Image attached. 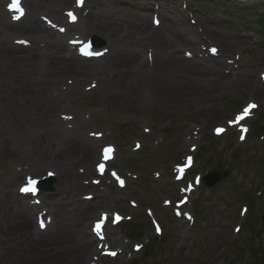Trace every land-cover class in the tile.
<instances>
[{
    "label": "rangeland",
    "instance_id": "rangeland-1",
    "mask_svg": "<svg viewBox=\"0 0 264 264\" xmlns=\"http://www.w3.org/2000/svg\"><path fill=\"white\" fill-rule=\"evenodd\" d=\"M76 1L69 4L74 6ZM98 1L90 0L86 11L97 14ZM42 2L43 7L50 8V0ZM184 2L188 4L185 11ZM241 2L245 6L239 5ZM241 2L102 0L103 10L122 19L112 20L121 24L118 34L122 42L114 46L100 40L107 47L124 49L128 59L117 69L109 70L104 95L84 92L74 106L87 115L101 110L89 129L103 133L105 144L117 150V159L110 167L120 173L127 186L119 189L106 175L100 190L95 192L98 213L123 218L118 228H109L108 232L114 233L118 241L116 248L124 253L104 262L92 257L94 263L262 264L263 261L264 264V136L261 133L264 134V3ZM145 3L147 7L183 11V28L193 36L192 43L184 37L182 43L163 48L157 47L158 42L150 36L136 34L132 19L137 15L148 16L149 26L154 27L153 16L157 13L151 8L152 12L145 11ZM195 17L196 25L192 24ZM160 20L163 23L160 35L169 37L170 31L181 35L177 20L165 23L161 17ZM98 21L108 22L105 18ZM199 42L203 48L220 50V58L208 57L206 64L218 63L222 75L217 76L218 80L198 79L201 91L184 92L181 97L179 89L185 87L187 91L192 83L188 66L199 70L204 67L195 64L202 63L204 57ZM154 48L159 53L154 71L150 67L138 70L139 58L143 59L148 51L154 52ZM187 53L193 55L189 61ZM112 61L109 57L96 65L108 67ZM49 86L39 88L23 79H11L0 71V196L13 187L5 186L14 173L13 166L16 163L28 166L37 156L33 152L36 136L50 121L44 115L54 93ZM172 87L174 92H169ZM21 88L23 93L19 97L25 101L15 111L12 97ZM120 93L125 100V111L114 105L115 95ZM18 118L21 122H17ZM186 158L193 159L194 167L183 184L176 181V172ZM214 170L229 175L211 194L194 187V180ZM52 187L54 191L48 195L59 197L66 193L56 180ZM191 188L195 193L184 204L183 193ZM44 200L49 207L58 203L56 197ZM242 207H247L246 214L241 212ZM4 212L1 201L0 219ZM92 221H87V227ZM254 222L260 225L253 226L252 231L249 227ZM153 223L162 227L161 236L155 232ZM8 250L0 242V264L8 262L4 257Z\"/></svg>",
    "mask_w": 264,
    "mask_h": 264
},
{
    "label": "bare ground",
    "instance_id": "bare-ground-1",
    "mask_svg": "<svg viewBox=\"0 0 264 264\" xmlns=\"http://www.w3.org/2000/svg\"><path fill=\"white\" fill-rule=\"evenodd\" d=\"M89 1L84 0L83 8L78 6V10H74L72 3L69 4L71 0H50L53 6H49L50 8L42 6L45 1L41 3V0H23L21 4L26 15L24 19L28 20L13 23L9 16L11 12L5 8L6 1L0 0V71L11 79H23L30 84L38 85L39 88H47L50 85L49 87L56 93V98L51 97L48 100L51 103L45 110L47 115L45 112L44 115L50 121L47 122L42 118L48 123L47 128L36 136L37 144L33 152L37 156L33 158L31 164H28L29 174L26 175L37 176L36 178L42 174L50 175L56 182L58 181V187L66 192L64 195L59 194V197L56 194H46V197L50 199L56 197L58 203L50 207L43 203L44 207L41 208L52 221L46 232H38V228L36 230L34 226V216L35 210L40 207H33V203L31 205L28 202L29 197L16 191L17 188L13 189L14 186L22 184L21 178L26 179L22 177L24 171L26 170L27 173L28 171L26 168L23 169L21 164L16 163L13 166L14 174L5 185L13 187L0 196V202L2 201L5 211L0 219V242L10 249L7 253L5 252L4 257L8 261L6 264H97L91 260L92 257L98 262H104L118 255L117 252H114L115 255L109 253L110 250H117V241L95 246V238L86 232L87 221L100 216L96 210L95 198L90 199V196L95 194V187L98 186L93 181V163L100 159L97 156L98 146L105 139L97 140L91 135L93 131L89 129L93 126L92 124H95L94 120L101 110L98 109L88 116L87 113L83 114L76 110L74 103H77L84 89L91 92L97 91L98 96L104 95L106 92L104 86L109 82V70L117 69L118 65L127 61L128 57L124 49L117 50L116 47H112L113 61L108 67L96 64L77 65V57L72 53V44H70L75 36L84 40L97 36L114 46L122 42L118 34L121 24L112 21L114 19L121 22L120 16L112 15L106 9L103 10L102 0L97 2V14H92L91 11H86ZM261 3H264V0L257 1L258 5ZM150 8L160 15L164 23L177 20L181 35L172 33L173 31H170L169 37L163 33L160 35V30L149 26L146 15H137L132 19V27L136 34L142 37L144 34L150 36L158 42L157 47L163 48L170 44L176 46L182 43L184 37L189 44L192 43L193 36L183 28V11L145 5V11ZM68 10L77 14V18L67 15ZM65 16L70 17L67 18L70 29L66 33H61L60 23L66 18ZM104 18L108 20L106 24L98 21ZM193 21L198 20L195 17ZM84 22L86 23L83 25ZM54 27H58L60 32L54 30ZM172 34H174L173 40ZM20 41H28L29 44L24 47L18 44ZM139 41L143 42V39L140 38ZM199 45L204 57H201L202 63L196 61L195 64L200 68L204 67L199 70L192 65L188 66L192 83L187 87V91L185 87L179 89L181 97L184 92L195 94L201 91L197 85L198 79L218 80L217 76L222 75L218 63L214 62L210 66L206 64L208 57L212 58L209 54L211 48H203L200 42ZM206 54L209 55L205 56ZM158 57L159 53L155 48L154 52L148 51L143 59L139 58L138 70L150 67L154 71L153 67ZM186 57L188 61L191 60L187 55ZM22 93L23 88L18 89V95L12 97V106L15 111H18L17 108H22L24 104L25 100L19 97ZM122 96V93L115 95L114 105L118 110L125 111L126 106L123 103L125 100ZM56 105H58L57 108ZM54 108H56L55 112L52 111ZM88 117L90 120H87ZM17 122L21 120L18 118ZM87 195L90 196L85 197ZM112 235H109V239Z\"/></svg>",
    "mask_w": 264,
    "mask_h": 264
},
{
    "label": "water",
    "instance_id": "water-1",
    "mask_svg": "<svg viewBox=\"0 0 264 264\" xmlns=\"http://www.w3.org/2000/svg\"><path fill=\"white\" fill-rule=\"evenodd\" d=\"M227 176H228V173H218V172L214 173L211 176V178L214 179L213 182L206 181V184L209 185L210 187H213L216 184H218V183L222 182L223 180H225L227 178ZM208 179H210V178H207L206 180H208ZM40 188L43 189V190L47 189V187L44 184L40 185Z\"/></svg>",
    "mask_w": 264,
    "mask_h": 264
},
{
    "label": "snow or ice",
    "instance_id": "snow-or-ice-1",
    "mask_svg": "<svg viewBox=\"0 0 264 264\" xmlns=\"http://www.w3.org/2000/svg\"><path fill=\"white\" fill-rule=\"evenodd\" d=\"M83 2H84V0H78V3H79L80 5H82ZM13 7H14L17 11H21V12H22V9L19 8V0H16V3L13 5ZM70 15H71V14H70ZM17 18H19V17H17ZM73 18H75V17H73ZM251 107H254V105H252ZM245 111H247V109H246ZM109 151H110V149H109ZM24 190L27 191L28 189H24ZM99 227H100V226L97 225V228H99ZM113 255H115V253H113Z\"/></svg>",
    "mask_w": 264,
    "mask_h": 264
},
{
    "label": "trees",
    "instance_id": "trees-1",
    "mask_svg": "<svg viewBox=\"0 0 264 264\" xmlns=\"http://www.w3.org/2000/svg\"><path fill=\"white\" fill-rule=\"evenodd\" d=\"M261 133L263 134V131H261ZM261 263L263 264V261Z\"/></svg>",
    "mask_w": 264,
    "mask_h": 264
}]
</instances>
